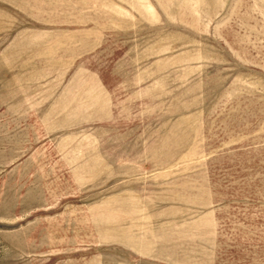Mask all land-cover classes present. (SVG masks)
Wrapping results in <instances>:
<instances>
[{
  "label": "rangeland",
  "instance_id": "374dc122",
  "mask_svg": "<svg viewBox=\"0 0 264 264\" xmlns=\"http://www.w3.org/2000/svg\"><path fill=\"white\" fill-rule=\"evenodd\" d=\"M0 264H264V0H0Z\"/></svg>",
  "mask_w": 264,
  "mask_h": 264
}]
</instances>
